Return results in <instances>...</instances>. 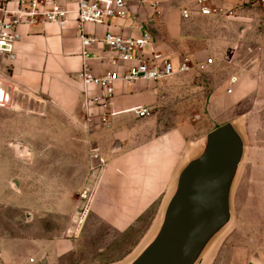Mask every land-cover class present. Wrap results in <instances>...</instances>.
<instances>
[{"label": "crops", "instance_id": "crops-1", "mask_svg": "<svg viewBox=\"0 0 264 264\" xmlns=\"http://www.w3.org/2000/svg\"><path fill=\"white\" fill-rule=\"evenodd\" d=\"M145 1L129 0L130 12L126 17H113L108 25L87 23L85 30L100 36L106 31L140 35L147 30L153 35V45L158 50L170 56L173 61L179 60L180 55L176 54L179 50L175 45H167V48L160 46V42L181 36L180 30L174 27V22L169 18L168 13L171 10L162 12L163 10L159 9L160 13H156V8L144 4ZM235 1L243 4L248 0ZM1 14L0 9V16ZM201 16L211 17V15L194 17ZM148 25L156 29L154 34L147 28ZM76 28V21L71 17L65 28L56 23L40 22L22 29L23 37L17 45L16 59L12 63L4 58L0 61V71L14 95L13 105L3 106V109L0 108L3 111L0 112L3 113V120L16 118L13 113L20 112V108H14L15 104L25 106L42 102L43 113L49 116L67 118L83 116L87 127L92 128L88 131V142L96 144L95 150L92 148V153L98 152L103 160L102 168L84 187L94 188V193L86 214L82 216L81 206L84 202L82 199L79 200V209L74 207L72 201L59 204L48 201L43 205L39 203L37 197L41 191L38 189L40 187L37 184L38 179L34 181V188H29L21 179L27 172L22 160L25 150L24 147L17 145H25L23 141H13L16 145L15 157H5L0 153L2 264H65L71 254L83 249L84 244L80 240L82 236L72 237L76 231L73 222L77 224L81 216L78 232L82 226L95 229L96 232L109 231L114 235L111 246L119 236H127L128 240L124 242V246H131L134 250L136 240L135 238L130 240L133 227L140 222L143 215L152 212L153 206L159 207L155 213L160 212L174 188L186 152L195 148L191 143L194 126L187 120L189 114L184 110V103L178 101L171 103L161 97L158 104V99H150L146 97L145 91L137 89L145 87L146 83L134 85L131 82L117 80L114 96L108 106L106 123L108 126H98L102 123L99 122V118L102 117L104 108L88 103L87 99L98 94L99 90L93 86H85L78 74L85 58L93 72H102L106 62L100 57L107 53L99 44L89 50V57L83 56ZM196 45L198 47L202 45L201 41L198 40ZM201 54L191 58L204 61L206 57L200 59ZM238 82L231 92L235 91V95L240 90ZM163 89L166 88H161ZM161 90H157L158 93ZM139 106H154L155 111L151 116L139 117L133 111ZM157 108L159 109L156 111ZM129 114H134L135 118L142 121L138 126L125 128L124 131L118 130L119 117H128ZM27 148L32 154L33 148L28 146ZM100 158H92L90 164L99 163ZM46 182L44 180L43 183ZM45 192L46 197L56 198L53 183L46 184L43 194ZM3 215L6 217L5 221L2 219ZM41 217L51 220L52 223L49 222L47 228L42 229L38 222ZM157 221L156 218L153 219L148 230L141 235L143 240L151 235L158 225ZM106 248L107 253L101 254L100 260L95 264H121L123 258L119 254V248L117 246ZM231 264L261 263L254 260L246 262L242 256H235Z\"/></svg>", "mask_w": 264, "mask_h": 264}, {"label": "rangeland", "instance_id": "rangeland-1", "mask_svg": "<svg viewBox=\"0 0 264 264\" xmlns=\"http://www.w3.org/2000/svg\"><path fill=\"white\" fill-rule=\"evenodd\" d=\"M192 1L146 0L143 3L154 6L156 2L162 12L171 10L169 18L181 32V36L172 37L166 43L160 42V46L167 48L175 45L179 50L177 55L187 53L192 58L202 53L200 59L211 56L214 63L205 70L177 73L137 89L145 91L150 99H158V104L161 97L171 103H184V110L189 114L187 120L194 126L191 143L195 146L186 152L184 163L196 154L202 136L227 121L238 122L245 138L246 152L232 192L233 218L200 264H231L235 256H242L246 262L254 260L264 264V6L259 0H248L243 4L235 0H213L215 16L183 18L181 8ZM226 10L232 11V14H225ZM147 28L154 34L156 29L150 25ZM198 40L202 43L199 47L196 45ZM173 63L177 67L178 60ZM232 75L239 77L237 95L235 91L228 92V80ZM163 87L166 89L161 90ZM157 90L161 91L158 93ZM30 105L15 104L14 108H20V112L13 113L16 118L3 120V113L0 112V153L5 157H15L14 140L23 141L33 148L32 154L29 149L22 158L27 171L21 178L25 185L33 187L38 179L41 192L37 200L41 205L48 201L55 204L72 201L79 209L80 194L94 171L90 163L92 148L96 144L88 142V131L92 128L87 127L83 116L52 117L43 113L44 103ZM0 108L3 109L2 106ZM119 118L117 128L123 131L138 126L142 121L134 114ZM99 119L102 122L99 127L108 126L107 119ZM44 180L47 182L43 183ZM48 182L54 184L55 199L46 197V192L43 194ZM166 201L160 212L155 213L158 206H153V213L143 215L133 227L130 240H136L134 250L131 246H124L127 236H119L111 246L114 235L109 231L96 232L82 226L78 232L82 213L77 224L73 222L76 231L72 237L82 236L80 240L84 251L71 254L65 264H95L101 254L107 253L106 247L114 246L119 248L123 258L121 264L127 263L155 232L157 226L148 238L143 240L141 237L153 219L160 222ZM2 219L5 221L6 217L3 215ZM38 222L42 229L52 223L42 217Z\"/></svg>", "mask_w": 264, "mask_h": 264}, {"label": "built area", "instance_id": "built-area-1", "mask_svg": "<svg viewBox=\"0 0 264 264\" xmlns=\"http://www.w3.org/2000/svg\"><path fill=\"white\" fill-rule=\"evenodd\" d=\"M260 2L264 6V0ZM153 5L160 13L157 3L154 2ZM0 9L2 10L0 61L4 58L12 63L16 59L17 45L23 37V28H30L40 22L56 23L61 28H65L71 17H74L77 24L76 31L81 41L83 56L89 57L91 48L102 45L107 53L100 57L106 62L105 69L99 73L93 72L85 58L78 77L85 86L98 88L99 93L91 95L87 102L104 108L103 121L107 119L108 106L114 96L117 80L131 82L134 85L149 83L192 69L204 70L214 62L212 57L198 61L184 53L180 55L178 65L175 67L171 57L153 45V35L147 30L140 35L106 31L101 36L85 30L87 23L108 25L113 17H126L130 12L129 0H0ZM228 13L232 14V11L226 10L225 14ZM181 14L183 18H191L198 15L212 16L216 12L213 8V0H193L189 5L181 8ZM238 80L237 75L231 76L229 93L234 90ZM13 96L0 71V106H12ZM133 111L139 117H148L154 113V109L148 106H139ZM92 158H100L98 152L93 151ZM102 164L103 160L100 158L99 163L91 165V169L94 170L93 175L102 168ZM93 193L94 188H85L80 194L84 201L81 206L83 215L87 212Z\"/></svg>", "mask_w": 264, "mask_h": 264}, {"label": "water", "instance_id": "water-1", "mask_svg": "<svg viewBox=\"0 0 264 264\" xmlns=\"http://www.w3.org/2000/svg\"><path fill=\"white\" fill-rule=\"evenodd\" d=\"M245 152L235 120L202 136L196 154L178 171L155 232L125 264H200L232 221V192Z\"/></svg>", "mask_w": 264, "mask_h": 264}]
</instances>
